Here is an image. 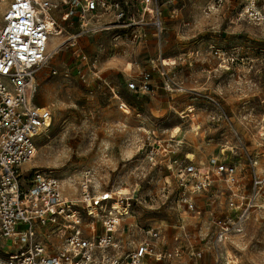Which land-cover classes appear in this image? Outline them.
Segmentation results:
<instances>
[{
  "label": "rangeland",
  "instance_id": "1",
  "mask_svg": "<svg viewBox=\"0 0 264 264\" xmlns=\"http://www.w3.org/2000/svg\"><path fill=\"white\" fill-rule=\"evenodd\" d=\"M156 2L162 32L141 31L125 48L127 63H100L101 75L95 78L64 50L37 74L33 104L49 107L51 120L24 169L26 174L34 169L50 173L72 200L80 198L85 186L90 196L118 192L128 198L130 206L114 234L118 256L124 258L146 231L155 229L163 251L178 257L161 263L149 258L148 264H215L210 225L221 216L227 192L203 191L201 208L187 211L178 205L167 160L184 161L187 152L202 169L209 166L206 158L223 152L240 171L237 203L244 204L252 193L251 166L243 150L255 158V172L264 180V21L257 25L238 16L245 0H226L213 10H208L210 0ZM104 35L83 37L80 48L89 55L105 54ZM149 39L152 54L141 59ZM158 57L168 59L165 63L176 59L165 72L184 91H161L157 99L141 100L145 95L127 89L128 62L142 67L151 59L157 65ZM152 102L160 107L153 108ZM181 112L189 119L181 120ZM158 140L171 152L149 161L147 154ZM219 264H264V182L242 233L221 244Z\"/></svg>",
  "mask_w": 264,
  "mask_h": 264
},
{
  "label": "built area",
  "instance_id": "2",
  "mask_svg": "<svg viewBox=\"0 0 264 264\" xmlns=\"http://www.w3.org/2000/svg\"><path fill=\"white\" fill-rule=\"evenodd\" d=\"M224 1L210 0L208 10ZM238 16L259 25L264 21V5L245 0ZM69 19L67 26L62 24ZM162 25L156 0H0V264H147L149 258L161 262L178 257L157 249L160 234L155 229L146 231L124 258L118 256L114 234L130 206L128 198L122 199L118 192L90 196L85 186L80 198L72 200L50 173L34 169L26 174L24 169L35 158L38 139L51 120L49 107L33 104L37 74L51 59L63 49L70 50L89 75L99 78L101 54L84 52L79 44L83 37L104 33L105 54L113 58L146 28L160 35ZM164 66L160 60L162 89L182 92ZM50 72L56 74L55 69ZM150 79L149 71H140L127 89L148 94ZM154 144L147 154L149 161L170 154L163 142ZM243 153L251 166L252 188L244 204L235 202L240 191L235 164L215 157L201 169L186 155L184 161L170 156L167 160L179 191L178 205L187 211H195L192 196L216 183L227 192L225 214L210 225L215 264H219L221 244L242 233L248 210L263 187V178L255 172L257 161L246 150Z\"/></svg>",
  "mask_w": 264,
  "mask_h": 264
},
{
  "label": "crops",
  "instance_id": "3",
  "mask_svg": "<svg viewBox=\"0 0 264 264\" xmlns=\"http://www.w3.org/2000/svg\"><path fill=\"white\" fill-rule=\"evenodd\" d=\"M173 14H175L174 13V11H172L171 12V15L173 16ZM163 20V19H162ZM146 29H148V30H150V29H152L151 27H149V28H146ZM153 30V29H152ZM154 33V32H153ZM154 35H155V33H154ZM90 37V36H89ZM103 38H104V40H105V42H106V44H105V46H106V49H108V39L106 38V35H104L103 36ZM83 39V38H82ZM81 39V40H82ZM130 44V43H129ZM132 44V43H131ZM127 46H125V47H123V48H120V49H118V54H117V56L116 57H113V58H110L109 56H106V54H102V55H100V57H101V59H100V62L98 63V65L100 64V63H120V62H125V63H127V61H128V52H127V50L125 49ZM125 49V50H124ZM152 41L149 39L148 41H145L144 42V48L142 49V58L141 59H144V58H146V57H149L151 54H152ZM108 51V50H107ZM63 52H64V49L61 51V53H58V54H63ZM62 57L64 56V55H61ZM131 56V55H130ZM160 57V56H159ZM157 58V65L155 64V60H151V59H149V60H147L146 61V63H145V65L144 66H142V67H140L139 65L138 66H134V63H136V62H133V61H129L128 62V65L130 64L132 67L129 69V71H130V74L128 75L129 77H128V81H130L131 79H134L135 77H137L138 75H139V73H140V71H149L150 73H151V79H150V84H151V87H152V89H151V92H149L148 94H138V95H140L141 97H142V95H145V97L144 98H140L141 100H154V99H157L158 98V93L159 92H161V91H163V92H165V93H172V92H166V91H164L163 89H162V87H161V84H162V79H161V77L158 75V65H159V63H160V60H163V63L166 65V66H164L163 68H164V70L166 69V68H169V69H172V67H174L175 65H176V59H170V61L168 62V63H165L164 62V60H168V59H165V58ZM141 59H140V61H141ZM135 61H137V60H135ZM98 65H97V69H98ZM157 69V71H155ZM100 75L101 74H99V77H100ZM175 81L178 83V85L181 87V84L178 82V79L175 77ZM182 88V87H181ZM183 89V88H182ZM183 91H184V89H183ZM182 91V92H183ZM176 92H180V91H176ZM147 103V102H146ZM153 103V102H152ZM152 106H153V108H155V107H160V104L158 105V106H155L154 105V103L152 104ZM181 106H183V104L181 105ZM44 107H47V106H44ZM158 109V108H157ZM157 109H155V110H157ZM183 116H185V117H183ZM186 116H188V117H186ZM178 117L181 119V120H183V119H189V117H190V114H185L184 112H181L179 115H178ZM177 127H175V129H176ZM175 132H177V131H175ZM173 140L172 139H168V142H172ZM163 143H164V141H162ZM179 142V141H178ZM178 142L177 141H173V143L174 144H178ZM222 151V150H221ZM187 153V152H186ZM186 153L184 154V157H185V155H186ZM222 154L223 153H219L218 154V156H215V157H218V158H220V159H225V160H227L224 156H222ZM215 157H209V158H206L207 160L209 159H212V158H215ZM192 162L195 164V159L194 160H192ZM209 162V161H208ZM195 166H197L196 164H195ZM198 167V166H197ZM202 169H204V168H202ZM218 188H221V189H224L223 188V186L220 184V183H216L215 185H213V187L211 188V189H218ZM199 196L201 197V195H199V194H197V195H194L193 196V198H194V203H195V211L194 212H197V209H199V208H201V205H200V203H199ZM212 210H211V212H213L214 211V208H211ZM224 209H225V203H224V207L222 208V213H221V216H219V217H214V218H221L224 214H225V211H224ZM157 249L159 250V251H163V248L161 247V245H160V242H159V244H158V246H157ZM164 252V251H163ZM161 262H164V261H161ZM161 262H158V263H161ZM147 264H148V262H147Z\"/></svg>",
  "mask_w": 264,
  "mask_h": 264
},
{
  "label": "bare ground",
  "instance_id": "4",
  "mask_svg": "<svg viewBox=\"0 0 264 264\" xmlns=\"http://www.w3.org/2000/svg\"><path fill=\"white\" fill-rule=\"evenodd\" d=\"M50 123V122H49ZM49 125V124H48ZM263 136V135H262ZM127 213V212H126Z\"/></svg>",
  "mask_w": 264,
  "mask_h": 264
}]
</instances>
